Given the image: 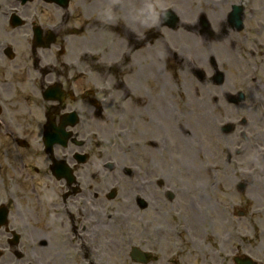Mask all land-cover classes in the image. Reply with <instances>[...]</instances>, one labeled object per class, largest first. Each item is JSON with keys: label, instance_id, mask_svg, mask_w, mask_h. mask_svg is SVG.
<instances>
[{"label": "flooded vegetation", "instance_id": "obj_1", "mask_svg": "<svg viewBox=\"0 0 264 264\" xmlns=\"http://www.w3.org/2000/svg\"><path fill=\"white\" fill-rule=\"evenodd\" d=\"M64 1L0 0L1 264H127L123 258L112 261V255H126L133 241L146 259L134 264H208L206 253L195 257L191 251L199 249L197 232L207 235L224 223L215 216L210 222L204 218L207 224L201 228L194 226L190 209H198L199 203L191 198V184L176 176L180 169L175 171L171 158L173 132L166 126L171 127L170 118L165 115L161 124L151 109L144 111L147 105L128 112L125 104L139 83L136 75L131 77L135 66L160 56L157 8L136 12L135 2L132 13L125 9L118 23L110 16L109 33L112 24L117 27V48L112 49L109 35L95 31L94 9L89 15L84 0H76L74 8V0L67 6ZM206 10L188 28L217 46L206 59L212 74H202V81L213 80L217 69L240 57L243 39L252 57L264 56L259 12L244 10L240 25L246 27L239 32L228 11L217 15L212 10V25ZM126 50L130 59L124 57ZM165 51L170 80L177 57L167 43ZM185 63L186 56H180L183 69ZM261 64L255 68L264 73ZM183 89L190 91L188 85ZM255 94L264 108V91H251V98ZM253 105L260 108L255 101ZM262 121L258 117L246 124L260 142ZM229 134L246 140L238 126ZM161 139L166 152L160 150ZM199 141L203 145V136ZM165 154L171 159L162 163ZM175 200L179 222L172 225L163 208L166 202L175 206ZM121 202L136 206L134 234L116 216L123 211ZM230 230L226 228L220 245ZM217 255L216 264L233 263L222 256V246Z\"/></svg>", "mask_w": 264, "mask_h": 264}, {"label": "rangeland", "instance_id": "obj_2", "mask_svg": "<svg viewBox=\"0 0 264 264\" xmlns=\"http://www.w3.org/2000/svg\"><path fill=\"white\" fill-rule=\"evenodd\" d=\"M75 1L76 0L71 4L72 8L76 7ZM231 1L232 0H228L226 4H223V9H226ZM236 1L237 0H233V3ZM250 1L253 6H256V12H259L258 17L264 19L262 11L264 9V0ZM84 3L88 6V13L91 15L90 8L92 6V1L84 0ZM139 3L140 5H136V12L137 9H148L156 5L160 8V11L169 6L179 9V15L182 20L180 26H186L188 20L185 18H189L191 13H195L196 15L198 9L206 10V8H210V10H206L208 16L212 10L220 11L218 10L220 4L217 3V0H212L211 2L210 0H154L153 5L152 0H140ZM249 5L250 3L248 2L244 5L246 12ZM188 8H190L191 11H188ZM182 15L185 17L184 19ZM210 20L212 25H214L215 18ZM245 27L246 26H244L243 29H245ZM179 29L184 28L179 27ZM179 29L171 32V38L176 42L179 41L180 46L183 41L186 42V45H189L188 43L197 45L198 47L196 46V48H198L203 54L204 58L201 57L194 60L193 54L189 55L185 49L182 48L183 53H185L189 59L191 58L193 66L203 64L207 55H210V51H217L215 42H211V44L207 43V45L205 43L200 44L190 33L187 38L181 36L178 37V33H184L180 32ZM243 29L239 32L243 31ZM105 33L110 36L109 33L103 31V34ZM257 36L260 35L257 34ZM243 41L242 57L239 58V60L236 58L232 66H227L224 69L226 73V81L224 85L221 86L215 84V82L210 79L203 82L196 76V74L189 72L186 69L182 70L181 75H179L177 73V65L174 63L171 64L170 68L173 73V78L171 80L172 83L166 87H163L166 78L163 77L162 72H160L161 74H157V76L155 75L148 79V74H146L148 69L146 66L149 64L144 62L137 65V72H133V75L131 76L132 78H135V75L141 76V82L138 83L135 94L139 91L138 94H145V99H147V97L150 99L151 97L152 101L147 105V109H144V111L151 109L155 115H158V120L161 124H165V119L162 117L161 113H159V111L162 112L161 105L157 100H154V96L157 98L160 93L164 94L167 98V104H170L172 107L169 114L172 116V111L174 109L176 113L181 115L177 125L178 127L180 125L179 130L181 131V134L184 136L187 135L185 137L188 138L189 142L190 135L186 132L187 130L191 132L194 130L192 110H196L201 117L199 121L202 122V125L199 129L202 127L205 128L201 133H199V130L196 132L195 137L198 136V141L194 147H192L191 143H189L187 147H185L186 145H180L182 141L176 139L178 136L176 132L167 122L166 126L168 130L173 132L171 147L175 157L172 155L171 158L174 159L178 165V169H180V172L176 173L177 178L181 177L184 182L190 183L191 185L195 183H205L206 186H203L202 184V188L205 187V189H199L200 191L196 190L194 186H191L192 193H198L199 195V193H203L204 190L206 191L208 189L209 194H211V201L215 204V206L212 205V208L213 206H219L220 210L224 211V213L227 211L228 214H232L233 220L235 221L230 226H215L207 235H204L200 231L197 232L199 249L196 250L195 247L191 248V251L195 257H199V254L201 253H206L208 264H216L219 257L217 255V250L220 249V246H222V256L227 262L229 261V258H232V256L239 251L249 254L255 260L264 264V158L260 152V150H264L253 147L254 142L259 144L264 142L255 139L252 133H249L250 139L245 140L241 135L237 136L228 134V136H225L218 132L217 129L215 130L216 125L227 119L241 120L247 118L249 119V122L257 120L256 117H253L254 110H256L260 114V118L263 119L262 124L264 127V108L257 100V94H255V97L253 98L249 96L250 92H256L257 88H261V90L264 91V73L262 70L257 72L255 68L256 64L264 62V56L261 58L252 57L249 53V42L244 39ZM114 47L117 48L116 43L114 44ZM194 54L199 57L201 53L194 50ZM136 58H138V53H136ZM156 64L158 68L163 65V63H160V60L157 58ZM204 64L207 65L206 68L208 75L212 74L210 65L206 62ZM261 65L264 68V64ZM183 66L185 68L184 64ZM163 67L166 69V65H163L161 68V70L164 71ZM181 69H183L182 66ZM150 71L154 72V67H152ZM185 76L190 79L186 80ZM253 77H258L259 81L253 82ZM187 82L188 84H186ZM184 84L189 86L191 90L190 93H182L181 85ZM236 90H243L246 92L247 98L245 102L241 104H231L228 102L226 92H235ZM177 91H179L178 96L181 98L180 103H177L175 99ZM165 93H168V95ZM135 94L130 95V99L125 103L128 112H134L140 107V105L137 104ZM254 101L259 104V109L253 107ZM237 124L243 125L242 121ZM244 129H248L249 131V126H238V131L241 130L243 132ZM159 134H161L160 129ZM199 136H203V145L199 141ZM244 142H248L250 148L246 149L243 154L235 155V153H233V156L229 158L226 151H234V144L236 145ZM196 145L197 149L201 151L195 149ZM160 150L166 152L167 149L160 145ZM176 156L177 159H175ZM171 158L165 154V159H160V161L164 163L165 160L169 161ZM192 164H195L198 168L201 167L202 169H206L207 167V169L199 174H194V172L191 171ZM241 182L246 184V187L243 190L239 187ZM201 198L203 199L204 195ZM203 202L207 203L204 199L202 204H204ZM166 203L165 208H163L166 211L165 217L171 221L173 225L174 223L179 222L175 210L179 207L180 203L177 200L174 202L175 206L172 204L170 205L168 202ZM119 205H123L122 210H124V205L126 204L121 202ZM132 205L136 208L134 203H132ZM129 206L130 205H127V207ZM208 207L210 208V206ZM241 211L244 212L243 215H239ZM160 215L164 216V211H162ZM134 223L136 225V216ZM230 227H233V229L234 227L237 228L236 230L234 229V239L229 240L224 237L225 245H220L221 236L226 232V228L229 229ZM133 230L135 231V229ZM133 230L129 231V233L134 234ZM118 233L125 236V232ZM117 258H123L124 260H122V262L125 261L127 264H134L127 254L123 256L112 255V261H116ZM229 262L230 264H233L231 261Z\"/></svg>", "mask_w": 264, "mask_h": 264}, {"label": "bare ground", "instance_id": "obj_3", "mask_svg": "<svg viewBox=\"0 0 264 264\" xmlns=\"http://www.w3.org/2000/svg\"><path fill=\"white\" fill-rule=\"evenodd\" d=\"M120 1L121 0H114L112 2H109L107 0H93V4L98 7L100 10L106 12V11H112V12H115L117 14V18L115 20H113L112 22H117L121 19L122 17V12L125 11V8L122 7L120 5ZM126 3H127V7H130V6H134V3L136 2V4H138L140 1L139 0H133V2H131L130 0H124ZM243 2H246V1H243ZM135 4V5H136ZM103 24V23H102ZM108 29V27H106ZM101 30H104L103 26H101ZM128 30L130 31L129 27H128ZM154 47V46H153ZM163 47L164 45L161 43L160 44V49L161 51L163 50ZM155 48V47H154ZM124 57L126 59H130L131 57V51L130 50H126L124 52ZM129 66V65H128ZM148 69H149V77L150 75H152V71H150L153 67V63H149V65H147ZM154 67L156 68V65H154ZM167 76V73H165L163 75V77ZM169 82L168 81H165V85H168ZM178 93L179 91H177V93L175 94V99H176V102L177 103H180L181 102V98L178 96ZM136 100L137 101H144V96L142 94L140 95H137L136 96ZM158 100H159V104L161 105V110H162V113L164 114H167L168 117L170 119H172V123H171V126L173 128V130L176 132V134L178 135L176 137L177 140H180L182 142L185 143L186 146L189 145V143H191L192 147H194L195 145V134L196 132L199 130V128L201 127V121H199V115L198 113L196 112V110H192V115H193V124H194V130L193 132H190L188 133L190 135V142L188 140V138H186L185 136L187 135H183L181 134V131L179 130V127H178V123H179V119H180V114L176 113L173 109L172 111V116L169 114V112L171 111L172 107L170 104H167V98L165 97L164 94L160 93V95L158 96ZM187 133V132H186ZM194 163V162H193ZM201 168V167H200ZM198 168L195 164L191 166V171L197 174L201 173V172H204V170L206 169H200ZM205 184V183H204ZM192 186H194V188L196 190H199L201 188V185L199 183H195L193 184ZM203 195H204V201H206L207 203L203 202L204 204L202 205H199V209L197 208H191L190 211H191V220L194 224V226L196 228H201L203 227L204 225H206L207 223L203 221V219L205 218V214L208 216L209 214H212L214 212L213 208H212V205H214L212 198H211V194H209V191L208 189L204 192H203ZM203 199L201 198V200L203 201ZM204 205H205V208H204ZM210 206V208L208 207ZM133 210L132 208L130 207H126L124 208L123 211L121 212H118L117 213V217L122 220L124 223H127V227L128 229H132L134 228V226L132 225V218H133ZM217 214L219 215V217L221 218L222 222L224 224H227L228 222V218H227V211L224 213V211H221L220 208H217ZM113 221L116 222L115 220V216H113ZM219 225H221L220 223H218Z\"/></svg>", "mask_w": 264, "mask_h": 264}, {"label": "water", "instance_id": "obj_4", "mask_svg": "<svg viewBox=\"0 0 264 264\" xmlns=\"http://www.w3.org/2000/svg\"><path fill=\"white\" fill-rule=\"evenodd\" d=\"M239 264H255L254 262H250L248 260L240 261Z\"/></svg>", "mask_w": 264, "mask_h": 264}]
</instances>
